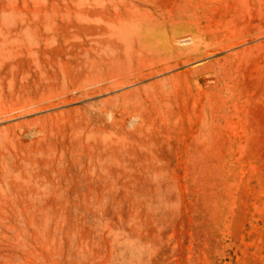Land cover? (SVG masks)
Listing matches in <instances>:
<instances>
[{
	"label": "rangeland",
	"instance_id": "1",
	"mask_svg": "<svg viewBox=\"0 0 264 264\" xmlns=\"http://www.w3.org/2000/svg\"><path fill=\"white\" fill-rule=\"evenodd\" d=\"M0 264H264V0H0Z\"/></svg>",
	"mask_w": 264,
	"mask_h": 264
},
{
	"label": "bare ground",
	"instance_id": "2",
	"mask_svg": "<svg viewBox=\"0 0 264 264\" xmlns=\"http://www.w3.org/2000/svg\"><path fill=\"white\" fill-rule=\"evenodd\" d=\"M23 40V39H22ZM21 40V41H22ZM12 42V41H11ZM92 48V47H91ZM6 49V48H5ZM14 49V48H13ZM86 55V54H85ZM115 67V66H114ZM7 71V70H6ZM39 73V72H38ZM40 74V73H39ZM117 74H118V72H117ZM12 75V74H11ZM102 75V74H101ZM43 78V77H42ZM11 79V78H10ZM100 80H101V78H100ZM123 80V79H122ZM74 89V88H73ZM107 90V89H106ZM43 98V97H42ZM30 99H32V98H30ZM76 99V98H75ZM53 103V102H52ZM45 105V104H44ZM29 109H30V107H29ZM34 109V108H33ZM31 110V109H30Z\"/></svg>",
	"mask_w": 264,
	"mask_h": 264
}]
</instances>
